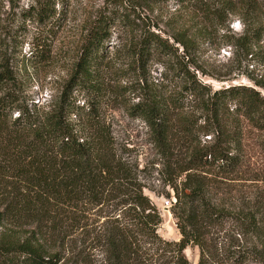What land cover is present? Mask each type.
<instances>
[{
  "label": "trees",
  "instance_id": "obj_1",
  "mask_svg": "<svg viewBox=\"0 0 264 264\" xmlns=\"http://www.w3.org/2000/svg\"><path fill=\"white\" fill-rule=\"evenodd\" d=\"M226 10L236 14L233 7ZM244 10L246 15L255 13L249 3ZM37 15L54 30V9L40 5ZM240 20L248 26L245 34L229 41L237 51L251 49L263 35V23L254 27ZM107 22L91 29L73 79L60 102L47 110L25 104L8 66L0 72V226H9L0 232V264H60L63 256L52 253L49 242L54 248L74 245L72 264H90L75 239L90 227L78 215L83 209L86 215L97 210L94 214L104 219L90 237L102 245L108 264H194L185 255L188 247L199 249L197 264H264V194L247 190L242 195L235 186L257 180L240 175L247 165L242 121L264 129V96L245 85L212 89L180 64L160 86L142 79L146 86L133 114L150 129L163 166V184L171 189L166 196L175 199L171 211L181 234L179 241L166 240L159 234L162 213L146 193L138 167L117 156L94 102L86 109L73 99L75 88L84 85L78 77L85 85L99 80L106 60ZM172 48L168 40L148 31L138 46L139 62L145 64L151 51L171 54ZM46 49L34 44L31 54L47 61ZM174 77L182 84L172 91ZM189 99L200 101L205 114L178 113ZM84 113L90 120L88 133L77 131L70 121L73 114ZM202 133L210 137L205 144ZM220 187L231 201L229 209L220 200ZM26 224L34 230L22 234L10 229ZM225 224L235 226L237 235L220 243Z\"/></svg>",
  "mask_w": 264,
  "mask_h": 264
},
{
  "label": "rangeland",
  "instance_id": "obj_2",
  "mask_svg": "<svg viewBox=\"0 0 264 264\" xmlns=\"http://www.w3.org/2000/svg\"><path fill=\"white\" fill-rule=\"evenodd\" d=\"M248 3L255 13L246 15L244 8ZM40 5L54 9L57 19L52 25L54 30H48L38 20ZM227 6L233 7L236 14H228ZM241 18L255 24L254 27L263 23V35L251 49L237 51L229 41L245 34L248 26L243 25ZM106 20L107 38L103 42L106 60L99 80L92 82V88L93 84L85 85L78 77L76 81L80 79L84 85L75 88L73 99L86 109L94 102L99 120L111 132L117 156L138 167L146 193L162 213L159 234L166 240L179 241L181 234L171 211L175 199L166 196L171 189L163 184L158 150L145 120L133 114V107L142 99V88L146 86L142 79L146 77L150 84L160 86L166 83L167 77L175 75V68L180 64L212 89L245 85L264 96V0H0V72L8 66L21 87L25 104L47 110L60 102L65 87L73 79L81 47L91 29ZM148 31L168 40L173 52L151 51L147 62L141 64L138 46ZM40 43L49 53L47 61L31 54L33 45L40 46ZM181 84V79L174 77L169 86L173 91ZM189 100L184 111L178 113L189 117L205 114L200 109V101ZM70 121L77 131L88 133L90 120L86 113L73 114ZM242 129L247 165L240 175L257 180L241 181L235 186L242 189V195L247 190L263 195L264 129L247 121H242ZM200 139L205 144L210 137L202 133ZM219 197L229 209L231 201L224 193ZM83 210L78 215L90 227L75 235L77 245L90 264H108L102 245L90 237L91 231L104 219L99 220L94 214L97 210L88 215ZM4 225L0 226V232L9 228L7 223ZM223 228L218 235L220 243L237 235L235 226L225 224ZM10 229L27 234L34 227L26 224ZM68 245L58 244L54 248L49 242L52 253L63 256L60 264H72L74 260L71 250L74 245ZM185 255L197 264L200 251L197 247H188Z\"/></svg>",
  "mask_w": 264,
  "mask_h": 264
},
{
  "label": "built area",
  "instance_id": "obj_3",
  "mask_svg": "<svg viewBox=\"0 0 264 264\" xmlns=\"http://www.w3.org/2000/svg\"><path fill=\"white\" fill-rule=\"evenodd\" d=\"M169 203V202H168Z\"/></svg>",
  "mask_w": 264,
  "mask_h": 264
}]
</instances>
